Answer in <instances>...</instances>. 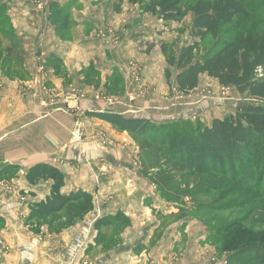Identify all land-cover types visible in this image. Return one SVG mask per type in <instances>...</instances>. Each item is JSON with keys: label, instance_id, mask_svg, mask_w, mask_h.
Returning a JSON list of instances; mask_svg holds the SVG:
<instances>
[{"label": "trees", "instance_id": "trees-1", "mask_svg": "<svg viewBox=\"0 0 264 264\" xmlns=\"http://www.w3.org/2000/svg\"><path fill=\"white\" fill-rule=\"evenodd\" d=\"M118 1L134 6L140 4V0ZM192 1L187 9L193 17L190 43L174 55L164 42H159L165 63L176 72V90L189 95L198 87L199 76L205 75L222 88L232 87L246 95L248 102L238 105L233 115L196 127L190 135L179 131L174 136L158 137L156 128L147 119L125 118L116 112L88 113V116L106 122L137 142L140 157H143L142 172L138 173L156 188L163 200L177 203L184 196L192 201L210 199L209 206L195 204L194 211L203 216L211 215L207 225L208 228L216 226V231L208 237L212 239L210 245H215L218 255L228 253L226 264H264V232L259 233L256 228L264 226V220L260 219L257 224L250 222L253 212L264 216V15H249L247 4L242 0ZM182 5L183 0H148L143 10L165 25L185 18L186 9ZM52 9L50 5V16L53 14L55 18H48L50 25L55 35L65 40L70 23L68 14L55 17ZM7 27L0 33L3 37L0 38V70L20 74V79L26 80L25 52L16 42L10 21ZM206 38L213 44L195 61V51ZM44 62L50 70L61 64L53 54ZM164 79L170 87L169 69L165 70ZM168 124L176 127L173 122ZM19 171V166L8 165L0 171V182L16 179ZM23 175L29 186L51 183L49 194L29 205L24 225L33 234H40L43 225L55 233L71 228L93 212V196L89 192L63 193L65 177L57 167L39 163L29 167ZM235 211L244 213V217L236 219L238 223L230 220ZM122 218L119 212L94 221L97 245L102 240L99 236L102 227L112 226ZM219 218L232 222L227 226L230 222L225 219L221 222ZM4 225L0 217V230ZM224 227L225 234L221 232Z\"/></svg>", "mask_w": 264, "mask_h": 264}, {"label": "rangeland", "instance_id": "rangeland-1", "mask_svg": "<svg viewBox=\"0 0 264 264\" xmlns=\"http://www.w3.org/2000/svg\"><path fill=\"white\" fill-rule=\"evenodd\" d=\"M21 1L26 2L25 6L30 9L33 8L34 12L43 15L47 20L48 18L52 20L54 18V16H52L53 14L50 16V5L53 8L52 10L54 11L53 13H55V17L56 15L64 17L68 14V20H70L69 31H67L65 37L66 39L70 38V40H74L80 36L77 33L78 21L75 24V22L71 20L72 11L75 10L81 13L84 7L86 9H91V19L93 20L91 23H87V25L90 26L89 28L92 27V31H86L85 34L92 35L94 39L93 42L99 41L100 46L104 44L105 48L102 47L107 50L109 58H112V61H114V67L122 68L123 71L122 73L118 68H115V72L111 73L108 78H102L105 80L104 83H101L97 72H95V74L91 72L88 78L89 83L85 82L83 88L76 85L79 87L78 91L82 93L85 98L83 102L81 101L79 103V108L82 113L79 115L72 113V115L74 122L80 120V122L83 123L84 130L79 141H69V146H71L70 150H77H74L75 152L72 153L69 160L66 161L69 164V169L65 170L66 175L71 178L70 183L76 185L74 189L72 188L73 190L71 192H74L75 188L82 190L79 186L83 188H91L93 186V188L96 189L95 195H93L94 212L93 215L91 214L88 216L87 223H92L98 218L115 216L119 212L123 214V218L117 223L112 226L102 227L99 234L102 240L100 244L98 242V245L94 241L96 237V232H94V238L91 239V244H88L90 249L85 250L86 257L88 258L87 260L85 259V264H108L110 261H114L115 258L120 259L119 257L123 254V251L131 248L134 242L137 240H144L147 235L146 230L135 231L137 230L135 229L131 231L134 227V221L137 228L139 223L145 222L143 224L149 225L151 221H157L159 223L157 228L158 231L153 230L151 238L159 239L160 236L166 232L167 229L165 230V228L173 224H175L176 228L177 222L184 220L182 225L184 226L183 229L186 240H189L188 237L190 233L193 234L194 237L204 234L206 235L204 244L214 248L215 245H210L212 243V239L210 240V238L212 234L214 235L216 226L208 228L207 225V220L211 215L203 216L194 211L195 204L201 203L204 206H209L211 204L210 199H195L192 201L188 196H184L179 198L177 203H169L161 198L156 188H153L152 185H148L147 188L142 185L141 182L134 181V172H142L143 167L141 165L143 164V157H140L137 142H135L132 137H128L127 134L120 133L106 122L88 116V113H100L105 111L116 112L119 114L121 113V115L123 114L122 116L125 118L139 117L145 120L147 119L151 126L156 128L155 134L158 132V137H163L165 134L174 136L179 131H184L185 134L190 135L196 127L208 126L213 119H223L224 117L233 115L238 105L248 102V97L246 95L237 93L232 87L222 88L215 80L206 76L204 77V75L201 77L202 79L198 89L192 91L189 95L180 94L176 90L172 78L171 86H167L166 79H164V72L166 69H169L171 75L174 76L175 70L165 63L164 57L159 49V42H164L174 55L178 53L180 47L190 43L189 35L193 17L192 13H189L187 9L189 4L193 1L183 0L182 6L186 9V14L182 21L165 25L161 21H158L157 18L144 12V5L148 0H140V4L135 6L125 1L119 2L118 0ZM242 1L247 4L249 15H264V0ZM19 3L20 0H0V33L3 29H8V15L12 12V7H18L17 5H19ZM237 22H240V19ZM0 38L3 39L1 36ZM15 39H17V44L22 45L19 37ZM212 44L213 41L206 38V40L199 45L197 51H195L194 60H200L206 51L211 48ZM108 46L112 48L109 49ZM31 52L33 53L30 66L35 73L38 69L37 66L39 62L36 58V54L38 55V52L36 53V47H33ZM23 56H25V53ZM145 65H158L156 69H152V76L161 78V84L149 81L142 82V77L140 75L141 71L138 69ZM89 66L92 69L94 68L92 64ZM135 66H137V69ZM27 78V80L31 79L30 76ZM109 79L111 80L109 81ZM108 100H111V104L107 103ZM81 103L82 105L80 106ZM172 122L176 127L168 124ZM112 131L118 134L113 135ZM78 148L83 150L85 154L81 155ZM100 149L109 150L112 155L111 158H113L114 161L110 163L99 156V159L93 163V156L97 151H100ZM89 157L92 159H88ZM115 162H121L123 164H125V162L126 164L128 163L132 168V172H128L129 169L126 167L122 168L120 166L121 168H119L118 163L115 164ZM121 172L124 173L125 176L122 175ZM21 173L23 172L20 170L16 180L23 177ZM117 176L119 177L117 178ZM127 177L133 179L132 183L127 184V188H124L121 184L119 186H114V184H116L115 182H117L115 180L121 178L125 179ZM9 183L11 184L12 181ZM7 191L13 192L16 198V206L23 208V210L26 209V213L28 214L29 205L32 203H27V201L30 200V196L33 192L28 188L20 189L16 184L12 187H7ZM142 197H144V205L140 204ZM102 206H105V211L101 216L99 215L98 218L93 220V217L102 211ZM154 206H157L158 209H154ZM142 207H150V213H148V215L143 214L141 212L143 209ZM166 208L169 213H166ZM172 209L175 211L174 213H171ZM127 213H132L133 216ZM243 214L242 211H235L231 213L232 219L230 218V220L235 222L236 219L241 218V216L244 217ZM252 215L253 217L250 219L251 223L254 221V223L257 224L260 219L262 221L264 220L262 213L256 214L253 212ZM21 216L23 217L22 214H20V217ZM224 219L219 218L218 220L222 222ZM224 221L227 220L225 219ZM79 222H76V224ZM190 222L195 223L192 224L195 226L194 229L187 227ZM231 222L228 223L227 226L231 224ZM44 226L46 225H43L41 229ZM175 228L168 229V233L176 234L177 231ZM256 228L261 231L259 233L264 232V226H257ZM81 229L82 232L85 233V228L82 227ZM224 229L225 227L221 230L223 234L226 233ZM60 232L56 233L58 234ZM181 233L182 231L180 234ZM184 233H182V236ZM80 237L78 240L81 239ZM260 238H262V236H260ZM89 240L90 237L88 238V241ZM0 242V247L8 251L5 242L2 239H0ZM67 252L68 255H70L72 253V248L68 247ZM227 255L228 253L226 252H222V254L219 255L223 264H226L225 259ZM106 256H109L110 259L106 260ZM120 261L122 262L123 260ZM126 261L128 260H125V262ZM110 264L115 263L113 262Z\"/></svg>", "mask_w": 264, "mask_h": 264}, {"label": "crops", "instance_id": "crops-1", "mask_svg": "<svg viewBox=\"0 0 264 264\" xmlns=\"http://www.w3.org/2000/svg\"><path fill=\"white\" fill-rule=\"evenodd\" d=\"M25 3L20 0L18 7H12V12L8 15V21H10L14 35L20 38L25 52L23 67L28 76L31 77L34 74V70L30 66L33 47H36V53L38 52L36 58L40 62L52 54L61 60L59 68L48 69L47 73L48 86L57 96L70 89L78 91L79 87L77 86L83 88L85 86L84 78L90 71V64L94 66L93 71L99 74L98 77L101 83L105 81L102 78H108L111 73L115 72V68L123 73L122 68L114 67V61L109 58L107 50L104 49L105 45L101 44L103 48L100 46L99 41L93 42L92 35L85 34L86 31H92V27L89 28L90 26L87 25L93 20L91 19V9L84 7L81 13L75 10L72 11L71 20L75 24L78 21L77 33L80 36L74 40H70V38L62 40L55 35L46 17L34 12V9L28 8ZM108 47L109 49L112 48ZM135 67L137 69V66ZM156 67L158 65H145L138 69L141 71L142 82L149 81L161 84V78L152 76V69H156ZM175 75H171L173 80ZM20 76V74H6V71L0 70V171L8 165H16L24 174V171L31 166L39 163L48 164L57 167L64 175L63 193H71L76 185L70 183L71 178L66 175L65 170L69 169V164L66 161L69 160L72 153L77 151L75 149V151L70 150L71 146H69L75 124L73 115L70 112L63 111L62 104L54 106L58 110H54V107H48L47 109L40 107L38 102L31 97L27 88L29 80H22ZM202 76H199L198 86ZM197 89L198 87L195 90ZM44 113H48V116L42 117ZM112 134L117 135L118 133L112 131ZM78 151L81 155L85 154L81 149ZM99 156L110 163L114 161L109 150L100 149L93 156L92 162L94 163L99 159ZM88 159L92 158L89 157ZM117 163L119 168L126 167L129 169L128 172H132V168L128 163ZM117 163L115 162V164ZM23 174V177L12 180L11 184L0 182V217L5 222L4 228L0 230V239L8 247V251L0 247V264H85L88 259L85 250L88 244H91L95 232L92 228L94 221L87 223V219L88 216L93 215L94 210L83 221L58 234L50 232L46 226L41 229L40 234H33L28 226L24 225L27 216L26 209L23 210V208L16 206V198L12 191V193L7 191V187L16 184L20 189H30L34 196H30L27 203H38L49 194L51 183L40 182L36 186H29L25 182ZM134 174V181L141 182L147 188L148 185H152L144 180L137 171ZM122 175L125 176L124 173ZM132 180L128 177L117 179L114 186L121 184L124 188H127V184L132 183ZM79 187L92 194V196L95 195L96 189L93 186L91 188ZM77 189L75 188L74 191ZM143 199L144 197L141 198V205H144ZM104 208L105 206H102V211L99 210L100 212L93 217V220L102 215L105 211ZM142 208L141 212L143 214L148 215L150 213V207ZM153 208L158 209L157 206ZM165 211L169 213L167 208ZM174 212L172 209L171 213ZM20 214L23 217H20ZM127 214L133 216L132 213ZM183 222L184 220L178 221L176 228L175 224L168 226V228H165V230L167 229L166 232L159 239H153L151 238L153 230L158 231L159 223L157 221H151L149 225L143 224L145 222L139 223L138 228L134 221V227L131 231L135 229H137L135 231L146 230V237L144 240L134 242L131 248L123 249L120 259L115 258L114 261H110L108 264L113 262L115 264H223L215 248L204 244L206 235L200 234L198 237H194L189 232V240H186ZM192 224L195 223L190 222L187 227L194 229L195 226ZM82 227L85 228V233L82 232ZM170 228H175L177 233L169 234L168 229ZM181 231L184 233L183 236L182 233L180 234ZM79 237L80 240H78ZM89 237L90 240L88 241ZM68 247L72 248L70 255L67 252ZM105 258L106 260L110 259L109 256ZM125 260L128 261L125 262Z\"/></svg>", "mask_w": 264, "mask_h": 264}, {"label": "built area", "instance_id": "built-area-1", "mask_svg": "<svg viewBox=\"0 0 264 264\" xmlns=\"http://www.w3.org/2000/svg\"><path fill=\"white\" fill-rule=\"evenodd\" d=\"M37 71L31 76V79L28 82V90L31 94V97L38 102L39 106L47 109L48 107H54L57 104H62L63 111L76 113V115L82 113L79 108V103L84 100V95L79 91L70 89L60 96L55 95L47 82V73L48 67H46L44 60L38 62ZM260 74V71H258ZM60 103H57V102ZM108 104H111V100L107 101ZM58 110L57 108H53ZM48 116V113H44L42 117ZM74 130L71 135V142L79 141L80 137L83 135V123L80 120H76L74 124ZM23 174V173H21ZM1 244V242H0Z\"/></svg>", "mask_w": 264, "mask_h": 264}, {"label": "water", "instance_id": "water-1", "mask_svg": "<svg viewBox=\"0 0 264 264\" xmlns=\"http://www.w3.org/2000/svg\"><path fill=\"white\" fill-rule=\"evenodd\" d=\"M107 258H108V256H107Z\"/></svg>", "mask_w": 264, "mask_h": 264}]
</instances>
